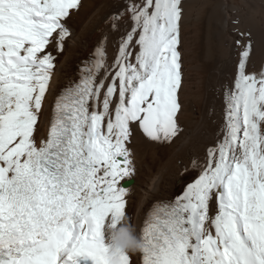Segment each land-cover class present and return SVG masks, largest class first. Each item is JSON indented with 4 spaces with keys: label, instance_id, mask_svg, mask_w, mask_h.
Masks as SVG:
<instances>
[{
    "label": "bare ground",
    "instance_id": "6f19581e",
    "mask_svg": "<svg viewBox=\"0 0 264 264\" xmlns=\"http://www.w3.org/2000/svg\"><path fill=\"white\" fill-rule=\"evenodd\" d=\"M24 2L44 42L3 47L0 85L14 94L0 124L4 161L33 157L63 88L86 65L95 76L96 174L64 258L142 264L153 204L189 216L195 264H224L232 238L264 246V0Z\"/></svg>",
    "mask_w": 264,
    "mask_h": 264
},
{
    "label": "water",
    "instance_id": "95a60500",
    "mask_svg": "<svg viewBox=\"0 0 264 264\" xmlns=\"http://www.w3.org/2000/svg\"><path fill=\"white\" fill-rule=\"evenodd\" d=\"M131 182H132V180H131V181L124 182L123 185H124V186H127V185H129V183H131Z\"/></svg>",
    "mask_w": 264,
    "mask_h": 264
},
{
    "label": "rangeland",
    "instance_id": "374dc122",
    "mask_svg": "<svg viewBox=\"0 0 264 264\" xmlns=\"http://www.w3.org/2000/svg\"><path fill=\"white\" fill-rule=\"evenodd\" d=\"M95 80V79H94Z\"/></svg>",
    "mask_w": 264,
    "mask_h": 264
}]
</instances>
